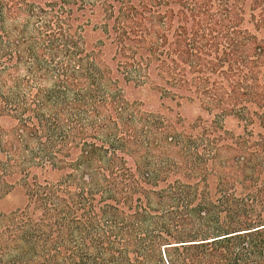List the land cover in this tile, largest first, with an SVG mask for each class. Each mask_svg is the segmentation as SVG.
<instances>
[{"label":"trees","instance_id":"16d2710c","mask_svg":"<svg viewBox=\"0 0 264 264\" xmlns=\"http://www.w3.org/2000/svg\"><path fill=\"white\" fill-rule=\"evenodd\" d=\"M0 264H264V0H0Z\"/></svg>","mask_w":264,"mask_h":264},{"label":"rangeland","instance_id":"374dc122","mask_svg":"<svg viewBox=\"0 0 264 264\" xmlns=\"http://www.w3.org/2000/svg\"><path fill=\"white\" fill-rule=\"evenodd\" d=\"M130 97H142V98L148 100V102H150L152 104H156L155 102H157V98L155 96H153L147 90L140 91V90H136V89H131L130 90ZM166 105L173 108L174 111L181 110V108L179 109V107L175 106L174 102L166 101ZM182 110L189 117L194 115V109L192 106L190 107L188 105H184V106H182ZM226 124L229 128L235 129V131H239V128L236 126V121L233 118H227Z\"/></svg>","mask_w":264,"mask_h":264}]
</instances>
